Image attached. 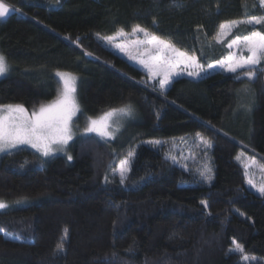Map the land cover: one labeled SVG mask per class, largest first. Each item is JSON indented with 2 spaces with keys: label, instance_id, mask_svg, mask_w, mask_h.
<instances>
[{
  "label": "trees",
  "instance_id": "trees-1",
  "mask_svg": "<svg viewBox=\"0 0 264 264\" xmlns=\"http://www.w3.org/2000/svg\"><path fill=\"white\" fill-rule=\"evenodd\" d=\"M3 2L11 12L0 22V53L11 73L0 79V105L35 109L57 95L54 72L69 71L79 76L87 116L131 106L137 118L132 142L84 135L71 141L72 160L60 154L37 166L28 148L0 157V200L12 202L0 211V264H264V196L247 188L237 161L250 150L264 158V69H254L245 121L238 109L244 71L180 76L161 90L101 40L140 25L212 64L228 54L233 34L251 30L243 25L218 42L219 25L264 15L258 0ZM195 134L211 143V183L139 142ZM132 143L121 185L112 158ZM233 240L242 253H230ZM60 243L64 252L56 250Z\"/></svg>",
  "mask_w": 264,
  "mask_h": 264
},
{
  "label": "snow or ice",
  "instance_id": "snow-or-ice-1",
  "mask_svg": "<svg viewBox=\"0 0 264 264\" xmlns=\"http://www.w3.org/2000/svg\"><path fill=\"white\" fill-rule=\"evenodd\" d=\"M59 2V0H57ZM259 6L264 9V0H259ZM10 11L8 4L0 0V18H4ZM155 23V21H153ZM264 25V15L249 16L239 20L222 22L219 25L220 33L216 36V40L222 41L223 37L228 35L231 30L238 25ZM137 32L143 33L145 39L133 41L132 44L137 49L144 48L145 54H152L148 60L139 59V63L147 68L149 79L161 77L159 87L163 90L171 81L172 77L177 75V68L183 65L187 71V75L193 78H199L201 73L206 70L198 62L195 55L181 51L175 47L170 41L162 39L160 36L151 33L148 29L140 25L134 26L132 34ZM120 30L119 35H123ZM105 40L111 42L112 37H105ZM121 51H125L124 45H116ZM238 48L241 52L247 51L248 55H235L230 53L223 61H217L215 64H209V69L216 66L221 67L225 72L237 73L238 70L246 69L243 72L244 77L248 81L257 78V72L253 69L264 61V31H252L246 36H236L228 43V48ZM136 59V57H131ZM8 71V64L4 55L0 54V75ZM60 78L62 88L54 100L49 103L41 104L38 109H34L30 114L22 104L0 105V152L10 149H16L20 145H30L36 149L42 156L48 157L57 151H65V147L72 140L73 134L71 130V121L73 116L79 110L76 101V81L77 78L67 72H57ZM237 79H240L237 76ZM130 116L132 114L131 106H124L118 109H111L105 112L98 119H89L88 125L84 128L85 133H96L101 137H113L114 131L110 130V120L115 115ZM202 143L211 147V143L207 139L201 138ZM134 153H129V158L121 160L115 172L120 176L119 183H125L126 176L131 168L130 158ZM68 160H72V156L68 155ZM174 159V158H173ZM239 159V157H238ZM248 167V165H245ZM264 171V169H262ZM200 175L206 180L211 181V168L207 165L200 171ZM105 182L108 177L105 176ZM248 183L253 187L256 185L251 179ZM257 191L264 196V184H261ZM205 208L208 207L206 201H201ZM8 205L0 200V209H4ZM234 247L230 253L243 252V247L233 240ZM57 252H64L63 243L57 245ZM243 260L255 259L244 255Z\"/></svg>",
  "mask_w": 264,
  "mask_h": 264
},
{
  "label": "rangeland",
  "instance_id": "rangeland-1",
  "mask_svg": "<svg viewBox=\"0 0 264 264\" xmlns=\"http://www.w3.org/2000/svg\"><path fill=\"white\" fill-rule=\"evenodd\" d=\"M259 3V0H258ZM11 12V8L9 13L7 14V16L10 14ZM6 16V17H7ZM254 16H262V15H254ZM0 18V22H2L3 20H5V18ZM249 29H251L249 32L244 33V35H232V33L238 34L236 31L233 32L234 30H236L238 27L241 28L243 27V24L238 25L236 27H234L231 32L224 36V38L229 37V35L231 34L232 37L230 38V40L228 41V43L235 38L236 36H246L249 35L252 31H259L256 29V25H246ZM258 26V25H257ZM221 29H219L220 33ZM120 31L117 33L112 34L111 36H106V37H112V41L109 42L107 40H105V37H102L101 40H103V43L106 44L110 49L112 48L114 51H116L120 56L124 57L127 61H129L131 64L136 65L137 67H139V69H141L143 72L147 73L148 75V82L155 85L156 88H159V80L161 77H154L153 79H149V73L147 68L144 67L143 64L139 63V59H145L148 60L150 58V55H155V53L152 54H145L144 53V48H140L137 49L135 46H133L132 42L133 41H137V40H144L145 37L143 35V33L137 32L135 34H132V31L130 32H126L123 31V35H119ZM218 35V34H217ZM227 43V46H228ZM116 45H124L125 46V51H121L120 48H118ZM179 50H181L180 48H177ZM183 51V50H181ZM235 54V55H244L247 56L248 53L246 50H244L243 52H241L238 48H232L229 49V52L227 55H225L223 57V59L219 60V61H223L225 60L229 54ZM1 54V53H0ZM191 55V54H190ZM131 57H136V59H133ZM198 60V59H197ZM199 62V61H198ZM217 62V61H215ZM215 62H212V64H215ZM200 63V62H199ZM262 63H264V61H262ZM8 64V63H7ZM204 69L206 70L205 72L201 73L200 77L206 76L210 73H212L213 71L219 70V71H224L221 67L216 66L214 68L209 69L207 66L209 65H204L202 63H200ZM264 69V67H260L259 65L255 66V70L257 69ZM253 69V70H254ZM189 69H185L183 65L178 66L177 68V75L173 76L171 81L173 79L179 78L180 76H185V77H189L187 75V71ZM242 71H245V69H241L238 70V74L241 73ZM57 72H66V71H57ZM57 72H54V76L59 79V84L57 86V95L59 93V91L62 88V84L60 82V78L56 75ZM11 73V67H9L8 65V71L3 74L0 75V79L2 78V76H5L7 74ZM67 73H71V72H67ZM230 73V72H228ZM73 74V73H71ZM234 74V73H232ZM76 78V101L77 104L79 105L78 102V91H79V76L73 74ZM193 78V77H191ZM170 81V83H171ZM170 83L163 89H167L168 86L170 85ZM252 81H246V83L239 87L240 90V94H239V107L238 109L240 110L241 116L243 118V120L247 121L249 118V115L251 114L250 109H251V104H252V98L254 95L253 89H252V85H251ZM262 86L264 88V76L262 77ZM56 95V96H57ZM55 97H53L52 99H49L41 104H46L51 102L52 100H54ZM39 104L35 109H38L39 106L41 105ZM27 109V108H26ZM114 109H118V108H114ZM29 114L34 110V109H27ZM109 111V110H107ZM104 111L102 114H99L97 116H87L82 108H80L79 106V110L76 112V115L73 116L72 121H71V130H72V134H73V138L72 140L78 138V137H82L84 135H95L98 138L102 139V140H107L109 142H115V140L119 141L122 144H127V142H132L133 140V136L131 135L130 131L131 128H129V126L134 122V120H136L137 116L135 117L133 112L130 116H122V115H115L111 118L110 120V130L114 131V136L109 138V137H101L96 133H85L84 132V128L88 125L89 119H98L99 117H101L105 112ZM242 120V121H243ZM206 139L203 136H200L199 134H195L193 135V137H183V138H171L169 140H164V139H154V138H149V139H143L140 140L139 142L147 145V146H151L154 149H160L163 154L171 160V162L175 163L176 165H178L180 168L184 169V170H188L190 171V173L194 176V178L199 181V182H203V183H211L213 181V169H212V158L210 156L211 153V148L212 147H207L202 143V140ZM71 140V141H72ZM71 141H69L68 145L65 147V151H57L55 153H53L52 155L48 156V157H44L42 156L36 149L32 148L30 145H20L18 146V148L16 149H10L7 150L5 152H0V157L5 155V154H14L16 153L17 150L20 149H30L31 151H33L32 153L36 155V165H45L52 157L57 156V155H65L66 157H68V155H71L69 153V147L71 145ZM138 142V143H139ZM138 143H132V148L128 147L127 152L122 154V155H115V158H112V162H114V168L112 170V174L118 176V179L120 180V176L118 174V172H115L114 170L118 168L121 160H124L126 158H129V153H134V155L130 158L131 163H132V159L135 156L136 153V146L138 145ZM122 144H120L119 146H121ZM239 159H237V161H241V165L245 168V178H246V186L248 189H252L253 191H255L257 194H259V192L257 191V188L261 185L264 184V171H262V169H264V158H262L261 156H257L255 153H253L251 150L247 151V152H240V154H238ZM174 158V159H173ZM207 165L208 167L211 168V181H206L201 175H200V171L203 170L204 166ZM245 165H248V167H245ZM129 173V172H128ZM128 175V174H127ZM251 179L253 181V183L256 185V187H253L252 185H250L248 183V180ZM260 195V194H259ZM8 207L4 208V209H0V211L2 210H6L7 208H11L12 202H5ZM26 204H21L18 206H23Z\"/></svg>",
  "mask_w": 264,
  "mask_h": 264
}]
</instances>
